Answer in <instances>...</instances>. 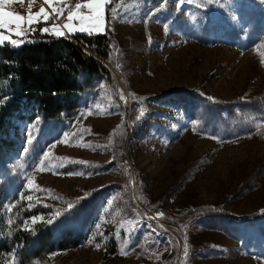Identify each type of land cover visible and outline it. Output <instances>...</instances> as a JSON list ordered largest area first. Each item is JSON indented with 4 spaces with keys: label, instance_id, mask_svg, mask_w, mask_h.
<instances>
[{
    "label": "rangeland",
    "instance_id": "obj_1",
    "mask_svg": "<svg viewBox=\"0 0 264 264\" xmlns=\"http://www.w3.org/2000/svg\"><path fill=\"white\" fill-rule=\"evenodd\" d=\"M9 1L16 0H0V5L7 8ZM31 1L38 12L46 3ZM53 1L48 0L49 7ZM74 1L67 13H56L57 23L67 24L64 28L71 34L104 32L109 27L116 39L113 71L120 78L116 82L101 79L87 89L71 122L44 123L40 118L30 122L21 117L4 123L14 141L0 156V183L10 181L20 186L21 193L29 191L27 198L45 205L69 206L67 200L103 189L93 204L91 221L84 225L86 238L77 246L52 252L54 263L109 261L105 245L110 227H116L121 237L119 256H111L113 264H141L135 243L140 232L166 236L152 224L138 228L143 221L138 214L126 215L130 195L124 160L115 157L111 145L114 136L125 131L126 121L129 126L135 101L140 102L141 119L124 148L132 183L137 181L162 204L145 209L148 216L160 219L165 210L176 211L190 200L223 202L238 215L264 209V136L253 133L220 140L199 133L183 101L173 99L171 93L162 94L170 89H198L204 95L229 100L261 92L264 51L259 45L264 41V24L259 25L264 23V0ZM77 3H90L93 11L89 14L85 8H76ZM69 14L73 19H67ZM97 15L98 27L92 26L94 19H82ZM256 172V188L231 195L244 174ZM133 194L137 201L134 190ZM55 213L29 221L52 219ZM236 228L247 236L258 231L251 222ZM229 231L235 230L231 227ZM197 235L212 239L228 252H206L196 257L195 264H264V248H248L234 234L200 231ZM173 250L172 245L161 259L169 262ZM6 262L16 264L13 252Z\"/></svg>",
    "mask_w": 264,
    "mask_h": 264
},
{
    "label": "trees",
    "instance_id": "obj_2",
    "mask_svg": "<svg viewBox=\"0 0 264 264\" xmlns=\"http://www.w3.org/2000/svg\"><path fill=\"white\" fill-rule=\"evenodd\" d=\"M118 1L121 0H111V3ZM52 21L53 17L31 26L35 31L18 36L22 43L3 41L0 44V156L13 146L14 141L4 123L21 117L30 122L35 118L44 123L71 122L87 89L97 85L101 79L116 82V77L120 78L119 72L113 71L116 39L109 27L104 32L74 34L40 31ZM263 24L261 22L259 27ZM259 48L264 51V41ZM167 93L174 95L173 99L183 101L199 133L220 140H234L253 133L264 136V89L252 97L238 95L229 100L204 95L198 89H170L162 94ZM139 108L140 102L135 101L129 112L132 117L129 126L126 121L125 131L114 136L111 146L115 157L124 160L122 168L130 195L126 215L133 217L138 214L143 219L138 228L152 224L166 235L159 238L155 234L140 232L135 236L141 264H145L143 259L149 264H195L196 257H203L206 252H228L227 248L218 247L208 237L201 239L197 235L200 231L228 232L248 248L263 249L264 209L238 215L223 202L190 200L176 211L165 210L160 219L147 215L145 209L150 210L156 203L162 204L160 200L152 199L137 181L132 183L131 165L124 148L140 122ZM257 172L244 174L245 179L238 183L236 192L231 195L244 194L246 190L256 188ZM19 187H14L10 181L0 183V264H8L6 256L12 252L16 264H55L52 252L77 246L86 238L84 225L91 221L93 204L103 189H92L84 196L67 200L65 204L69 206H54L35 201L34 197L27 198L29 191L21 193ZM53 211L56 213L52 219L29 221L32 217L49 215ZM243 222L256 224L257 233L247 236L246 232L238 230L236 226ZM231 227L234 233L229 231ZM106 233H111L105 245L109 261L100 264H113L111 256H119L121 237L116 227L107 228ZM250 243L253 244L250 246ZM172 245L171 259L164 262L161 255Z\"/></svg>",
    "mask_w": 264,
    "mask_h": 264
},
{
    "label": "snow or ice",
    "instance_id": "obj_3",
    "mask_svg": "<svg viewBox=\"0 0 264 264\" xmlns=\"http://www.w3.org/2000/svg\"><path fill=\"white\" fill-rule=\"evenodd\" d=\"M20 3H23L24 0H19ZM48 2V0H46V3ZM178 2H187V0H178ZM106 3V0H105ZM76 8H85L88 13L90 14L93 11L92 5L90 3H86V4H79L77 3L75 5ZM58 12L57 9H53V15H55ZM41 14H45V8L41 7L39 10V13H35L32 14L31 13V5L29 6V10H28V18L26 19L24 16H21L15 12H4L2 8H0V44L3 43L4 41V32L7 31L9 34L15 32V29L11 27V25H15L17 28L20 29V31L18 33H16L17 35H27L29 32L35 31V29H33L31 27V25L33 23H39L40 21V15ZM35 16V19H33L32 17ZM51 16H49L48 14H45L43 16V20L47 21L48 19H50ZM58 18V17H57ZM83 18H91L94 19L95 23L92 25L93 27H98L99 26V15H97L96 17L92 18L90 16H86V17H82ZM67 19L71 20L73 19L72 15L69 14V16L67 17ZM55 21H53V27H55ZM64 27L67 28L68 25L64 24ZM167 27V26H165ZM80 31H84L85 29L80 28ZM40 31L42 32H48L49 28H43L40 29ZM63 34V33H61ZM10 38V35H9ZM23 41H15L13 40L12 43L13 44H19L22 43ZM72 174V173H69ZM30 199V197H29Z\"/></svg>",
    "mask_w": 264,
    "mask_h": 264
},
{
    "label": "crops",
    "instance_id": "obj_4",
    "mask_svg": "<svg viewBox=\"0 0 264 264\" xmlns=\"http://www.w3.org/2000/svg\"><path fill=\"white\" fill-rule=\"evenodd\" d=\"M16 1H19V0H16ZM41 1L43 2V0H41ZM25 3H26V5H27L28 7L31 5V9H32V12H31V13H32V14L39 13V12H38V8H37L36 11H35L34 8H32V7L34 6V1H33V2L31 1V3H30L29 0H25ZM42 5H43L44 8H45V14H48L49 16H51V13H50V11L48 10V7L46 6L45 2H43ZM0 8H2L4 12H15V13L21 15V16H24L26 19L28 18V13H26V12H16V11H11V10L7 9L6 7H4V6H1V5H0ZM68 11H69V10H68ZM68 11H66V13H67ZM66 13H65V14H66ZM45 14H41V15H40V21L43 20V16H44ZM62 14H63V13H62ZM65 14H64V15H65ZM32 18L35 19V16H33ZM53 21H55V25H56L55 27H53ZM53 21H52V24H50V25H48V26H45L44 28H49V31H52V32L55 33V34H61V33H63V34H71V33L67 32V30L64 28V23H63V22L60 21V23L63 25V27H61V26L57 23L58 21H56V20H53ZM35 24H36V23H33L31 26H33V25H35ZM11 27L15 29V32L9 34L7 31H5V32H4V35H6L7 38H6L4 41H10V42H12L13 40H15V41H20V38L18 37L19 35L16 34V33H18V32L20 31V29L17 28L15 25H11ZM50 27H51V28H50ZM9 35H10V38H8ZM15 36H17V37H15Z\"/></svg>",
    "mask_w": 264,
    "mask_h": 264
},
{
    "label": "built area",
    "instance_id": "obj_5",
    "mask_svg": "<svg viewBox=\"0 0 264 264\" xmlns=\"http://www.w3.org/2000/svg\"><path fill=\"white\" fill-rule=\"evenodd\" d=\"M74 3H75L74 0H54L51 7L48 6V2L45 4L48 7V9L53 13L54 8L57 9L58 12H64L70 9L74 5ZM6 6L7 9L16 12H25V11L27 12L29 10L25 1L23 3H20L19 1H9ZM54 16H55V20L59 21V17L57 16V14H55ZM48 32L53 33L52 31H48Z\"/></svg>",
    "mask_w": 264,
    "mask_h": 264
}]
</instances>
